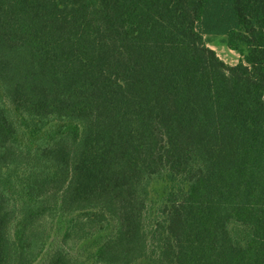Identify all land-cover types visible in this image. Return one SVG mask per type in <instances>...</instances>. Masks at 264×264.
Listing matches in <instances>:
<instances>
[{
  "label": "trees",
  "instance_id": "1",
  "mask_svg": "<svg viewBox=\"0 0 264 264\" xmlns=\"http://www.w3.org/2000/svg\"><path fill=\"white\" fill-rule=\"evenodd\" d=\"M0 264H264V0H0Z\"/></svg>",
  "mask_w": 264,
  "mask_h": 264
},
{
  "label": "rangeland",
  "instance_id": "2",
  "mask_svg": "<svg viewBox=\"0 0 264 264\" xmlns=\"http://www.w3.org/2000/svg\"><path fill=\"white\" fill-rule=\"evenodd\" d=\"M207 46L215 52L216 56L226 65L235 66L239 63L237 53L230 51L225 45L221 44L220 39H214Z\"/></svg>",
  "mask_w": 264,
  "mask_h": 264
}]
</instances>
